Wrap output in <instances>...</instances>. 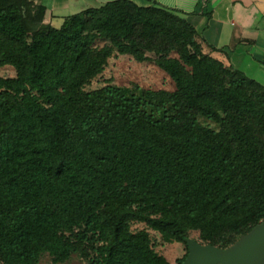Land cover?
<instances>
[{"label":"trees","instance_id":"1","mask_svg":"<svg viewBox=\"0 0 264 264\" xmlns=\"http://www.w3.org/2000/svg\"><path fill=\"white\" fill-rule=\"evenodd\" d=\"M150 2L54 28L44 7L0 0V69L16 72L0 76L1 264H171L133 223L225 250L264 222V87ZM114 56L151 63L175 90L87 91Z\"/></svg>","mask_w":264,"mask_h":264},{"label":"crops","instance_id":"2","mask_svg":"<svg viewBox=\"0 0 264 264\" xmlns=\"http://www.w3.org/2000/svg\"><path fill=\"white\" fill-rule=\"evenodd\" d=\"M46 10L43 24L52 26L67 17L117 0H30ZM147 7L150 0H130ZM184 13L203 42L205 53L242 72L264 87V0H152ZM211 13V16L208 14ZM210 47H214L213 51ZM229 51V52H226ZM228 53V54H227Z\"/></svg>","mask_w":264,"mask_h":264},{"label":"rangeland","instance_id":"3","mask_svg":"<svg viewBox=\"0 0 264 264\" xmlns=\"http://www.w3.org/2000/svg\"><path fill=\"white\" fill-rule=\"evenodd\" d=\"M60 28L61 23L55 25ZM104 43L100 42V45ZM16 72L12 67H3L0 69V76L5 78L15 77ZM112 83L117 86L129 87L137 84L145 89L168 91L175 90V84L168 74L155 67L151 63H136L128 56H114L110 59L104 73L99 76L90 86L86 87L87 91H93L107 86ZM134 232L146 230L151 236L152 245L155 250L164 256L171 264H178V260L188 254V248L183 243H164L161 235L156 231L148 228L144 223L135 222L132 224ZM189 238L202 243L198 232H191ZM1 264V263H0ZM38 264H55L50 255H44ZM63 264H90L79 254H74L69 261Z\"/></svg>","mask_w":264,"mask_h":264},{"label":"water","instance_id":"4","mask_svg":"<svg viewBox=\"0 0 264 264\" xmlns=\"http://www.w3.org/2000/svg\"><path fill=\"white\" fill-rule=\"evenodd\" d=\"M187 247L183 264H264V222L225 250L201 245L193 239L187 240Z\"/></svg>","mask_w":264,"mask_h":264}]
</instances>
